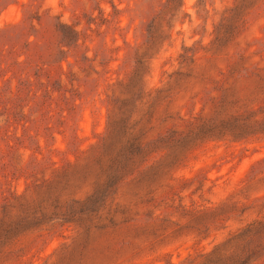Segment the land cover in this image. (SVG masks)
Returning a JSON list of instances; mask_svg holds the SVG:
<instances>
[{
  "label": "rangeland",
  "instance_id": "1",
  "mask_svg": "<svg viewBox=\"0 0 264 264\" xmlns=\"http://www.w3.org/2000/svg\"><path fill=\"white\" fill-rule=\"evenodd\" d=\"M240 2L182 0L180 8L166 9L167 0H0V34H7L0 37V90L11 91L13 99L42 61L58 62L50 83L62 86L49 108L35 105L34 86L30 93L23 89L19 106L12 104L16 111L25 106V118L0 114V126L8 130L0 134V204L14 194H31L32 185L58 173L65 174L62 200L87 198L103 186L105 177L92 159L108 130L112 101L126 95L122 84L138 60L145 65L142 86L151 94L142 114L158 90L166 95L153 128L144 130L146 141L210 115L223 90L241 92L252 103L256 83L238 57L245 54L248 71L264 69V0H248L246 24L208 64L217 26ZM58 23L73 26L78 42L62 47ZM28 34H34L29 50ZM15 42V52L6 56ZM34 45L40 46L38 55ZM186 47L196 51L193 65L182 63ZM19 55L30 63L8 71ZM232 67L238 72L231 73ZM43 94L44 87L39 98ZM60 95L67 104H57ZM162 155L153 153L117 184L90 221H50L30 230L0 264H212L206 258L215 247L264 218V137L208 140L154 179L148 166ZM261 245L264 250V238ZM231 251L225 245L224 254ZM258 253L247 264H264V251Z\"/></svg>",
  "mask_w": 264,
  "mask_h": 264
},
{
  "label": "trees",
  "instance_id": "2",
  "mask_svg": "<svg viewBox=\"0 0 264 264\" xmlns=\"http://www.w3.org/2000/svg\"><path fill=\"white\" fill-rule=\"evenodd\" d=\"M247 3L248 0H241L217 26L214 41L207 49L210 52L208 64H211L222 51L228 49L229 43L240 32V28L246 24ZM181 6L182 0H167L165 8L177 7L178 9ZM56 28L62 39L60 43H64L62 47L78 42L79 33L73 26L58 23ZM6 35L5 33L0 34V37L5 38ZM31 35L34 34H28L25 40L24 46L28 50L33 44V41L30 40ZM155 39V35L150 30L148 43L152 45ZM15 43L6 56H11L15 52L18 45L17 42ZM34 49L36 53L34 55H38L37 51L40 46L34 45ZM59 52L62 53L63 49H59ZM225 54L229 53L226 51ZM0 56L5 55L1 53ZM31 56L30 54L28 58ZM19 57L20 55L11 60L8 71H12V68L17 71L16 69L23 64L30 63L28 59L18 60ZM39 57L41 58L42 55L39 54ZM181 57L182 63L189 62L190 65H193L195 64L196 51L192 47H186L185 53ZM238 58L243 63V69L248 72L247 78L256 83L252 91L254 95L252 103L246 102L244 94L241 92L230 94L227 90H223V94L220 95V99L210 115L194 117L186 128L171 129L156 139L148 141H146V133L149 130H144L153 128L157 107L165 101L166 95L159 96L161 91L158 90L159 95L157 94L156 101L149 105L146 112L142 114V106L148 102L146 98H150L151 94L147 93L142 86L140 74L145 65L141 60H138L139 64L135 71L122 84L126 95L124 97L115 96L116 98L112 101V114L109 117L108 130L102 138L97 154L92 159L93 165H96L99 172L105 177L103 186L87 198L62 200L60 189L65 174L58 173L52 179L42 180L43 182L32 185L31 194H14L11 198L6 199L0 204V261L13 252L14 245L23 234L41 227L47 222L59 220L71 222L83 219L90 221L94 214L105 208L108 195L115 192L117 184L142 169L153 153H162L163 155L160 160L148 168L152 170L151 174L154 179H162L165 174L176 169L187 160L193 151L208 140L225 137L237 140L264 137V69L256 68L253 71H248L245 54H240ZM57 63L48 64L42 61L41 64H36L37 71L33 74L34 78L22 81L21 85L24 88L18 89L13 99L10 96L11 91L0 90V108H2L0 114L7 113L14 120L17 119V116L25 118L26 114L22 112L25 106L21 108V111H16L12 104L15 105L16 102L22 100L23 89H27L30 93L34 86L32 100L36 101L35 105L41 110L49 108L50 101L55 99L54 91H60V87H62L60 85L59 88L54 89V84L50 83L51 76L60 67ZM235 72H238L237 69L232 67L231 73ZM0 77H2L1 73ZM180 79L181 77L178 78V80ZM202 80L209 82L211 78L202 76ZM43 87L44 94L39 98V91ZM59 97L60 99H56L57 104L59 100L67 104L68 101H65V97L62 95ZM255 104H258L257 108H255ZM16 106L19 105L16 104ZM8 126L10 125L8 124ZM4 129V126H0V134ZM114 187L116 188L114 189ZM83 215L86 217L82 218ZM263 238L264 218L249 222L238 233L229 237L223 245L215 247L207 256L206 263L247 264L253 256L259 254L258 252L264 251L261 245ZM225 245L232 248V254L229 256L223 252Z\"/></svg>",
  "mask_w": 264,
  "mask_h": 264
}]
</instances>
